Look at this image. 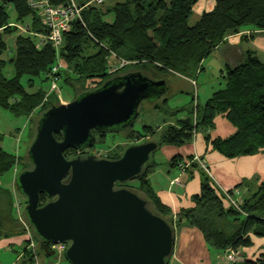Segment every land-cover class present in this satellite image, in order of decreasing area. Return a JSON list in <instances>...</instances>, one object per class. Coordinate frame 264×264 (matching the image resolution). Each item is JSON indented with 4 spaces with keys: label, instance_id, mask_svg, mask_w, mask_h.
<instances>
[{
    "label": "trees",
    "instance_id": "obj_1",
    "mask_svg": "<svg viewBox=\"0 0 264 264\" xmlns=\"http://www.w3.org/2000/svg\"><path fill=\"white\" fill-rule=\"evenodd\" d=\"M77 1L80 6L86 3V0ZM198 1L126 0L106 10H103V5L85 7L83 22H73L71 29L64 34L60 53L64 68L59 77L60 81L73 88L75 94L72 101L81 94L101 87L107 80L132 71H142L156 79L173 73L194 80L203 70V61L228 36L241 32L245 27L264 30V0H215V9L204 13L196 24L190 25L193 7ZM68 2L52 0L53 5ZM10 6L16 14L15 22L11 20ZM110 13L114 14L113 22L105 21V16ZM24 24L29 25V33H22L18 29L17 25ZM44 33L47 30L38 14L29 7L28 0H0V110H6L16 117L33 119L39 113L41 115L61 105L57 93L49 94V89L43 87L29 92L22 84L25 76L29 78V87H33L35 79H40L42 83L49 81L46 76L57 63L56 50L51 44L39 46L37 35ZM13 34L16 38L11 48L6 35ZM112 53L128 62L114 73H110V66L118 60L112 58ZM9 64L15 71L12 78L4 74ZM223 78L224 88L215 92L204 105L193 100L188 106L171 111L167 100L164 99L166 105H159L160 109L171 112L172 116L187 112L188 123L183 120L178 125L167 123L158 130L145 124L142 131L135 130L133 125L119 133L126 134L127 140L131 141L144 139L142 143L154 141L159 147H178L193 140L199 129H203L208 132L206 140L210 146L226 158L261 153L264 151V62L255 52H248L246 61L236 67L228 66ZM218 117H224L235 128V133L213 138L209 132L215 129ZM95 134L96 143L106 142L109 135L96 131ZM56 137L62 139L61 134ZM95 144L91 148H95ZM130 144L138 143L128 142L119 149L123 153ZM83 151L68 149L65 155L72 158ZM122 153L108 159H119ZM194 156H189L191 161ZM25 158L28 163H25ZM180 164H184L181 155L170 162L171 166L179 167ZM19 165L22 166L21 171L31 168L28 156H17L0 147V179ZM156 165L151 158L141 175L132 181L137 182V186L129 185L132 182L118 183L117 186L135 190L147 201L150 210L173 226L176 220L181 226L195 227L203 239L221 253L229 248L241 250L251 247L253 237H264V180L255 190L242 195V214L228 204L214 181L203 171L200 193L193 197L195 205L180 210L175 218L172 210L160 200L149 179ZM195 166L197 164L192 165ZM249 185L250 181H244L236 189ZM16 187L19 192L17 184ZM49 200L42 193L40 206ZM14 205L10 190L2 188L0 184V227L7 228V237L26 233L14 215ZM23 214L30 225L25 209ZM32 231L43 246V241L33 228ZM25 254L29 261L34 262L31 251L26 249ZM239 264H264V255Z\"/></svg>",
    "mask_w": 264,
    "mask_h": 264
},
{
    "label": "water",
    "instance_id": "obj_2",
    "mask_svg": "<svg viewBox=\"0 0 264 264\" xmlns=\"http://www.w3.org/2000/svg\"><path fill=\"white\" fill-rule=\"evenodd\" d=\"M168 88L163 78L132 71L42 113L27 153L31 168L22 170L15 182L49 257L56 255L50 245L66 244L70 264H169L175 227L150 210L135 190L117 186L141 175L158 143L130 144L115 160L65 155L68 149H90L95 131L131 128L140 105L162 98ZM42 193L50 200L40 206Z\"/></svg>",
    "mask_w": 264,
    "mask_h": 264
},
{
    "label": "crops",
    "instance_id": "obj_3",
    "mask_svg": "<svg viewBox=\"0 0 264 264\" xmlns=\"http://www.w3.org/2000/svg\"><path fill=\"white\" fill-rule=\"evenodd\" d=\"M215 6V0H199L194 5L193 14L190 18L193 21V24H196L204 13L213 11ZM248 52H255L259 59L264 62V30H257L253 27L243 28L241 32L228 36L225 41L212 53V55L203 61V70L198 74L199 78L201 75H204L203 73H209L210 76L206 77L207 80L216 81L218 76V78H220V82L218 84L220 88L209 93L204 92L202 95L200 90L204 89L205 86H202L203 84L199 85L198 80L195 81V79L192 80L173 73H168L167 75L171 76L175 82L184 81L186 83H191L197 91L196 99L197 103L200 104L201 96H203V98H205V102H207L215 92L224 88L225 82L223 76L226 68L228 66L236 67L243 64L247 59ZM163 79L167 81V85L169 87L168 90H170L172 85L169 84V81L166 78ZM165 100H167V105L170 110L180 109L183 107L182 105L177 106L171 104L168 98ZM69 102L71 101L63 100L61 98V103L67 104ZM162 105H166L164 100ZM154 108L157 110L160 109L159 105ZM187 117V112H184L179 115L178 121L175 119H169V124L178 125L179 121L184 120ZM218 118L216 121L219 123L221 120H218ZM220 123L223 124V122ZM235 131L236 130L234 128L232 133L228 136L234 134ZM228 136L219 135L217 137ZM191 141V151H189L188 156L195 154L199 155L208 164L216 181L223 188L233 190L244 181H250V185L248 187L239 189L242 192L241 195L244 196L245 193L255 190L259 182L264 180V151L257 155L241 156L229 159L214 150L206 140V136L203 133L198 132L196 137ZM168 147L170 150L177 148L172 146ZM183 152H185V149ZM178 155H180L179 150L176 155L170 158V160ZM170 160L169 164L163 162L161 163L164 165L161 171H158L157 169V171H155L156 165L152 171L153 173L150 174L149 179L160 200L172 210L176 218V215L180 210L188 209L195 205L193 197L200 193L202 180L200 173L196 171H193L190 175L188 174V171L182 173L178 166L170 165ZM155 161L156 160H154V163L157 164ZM180 175L183 177L184 185L172 184V181ZM0 184L3 185L1 182ZM9 190L12 194L13 202L15 203L18 197L21 196L17 191L16 182L12 184ZM6 234L7 233L5 232L0 233V264H70L65 258L64 253L58 254V259L54 262L42 257L38 249L36 250L38 259L37 262L36 260L31 262L28 258H26L25 254V250L28 248L29 236L25 234L11 235L7 237ZM252 240L253 246L239 250L243 261L246 259L255 260L261 255H264V253H259L263 251L262 247H264V240L257 237H253ZM222 254L224 255V253L218 251L215 261L208 258L202 261V264H215L216 262H219L217 260L222 256ZM182 262L185 264L187 263L186 259Z\"/></svg>",
    "mask_w": 264,
    "mask_h": 264
},
{
    "label": "rangeland",
    "instance_id": "obj_4",
    "mask_svg": "<svg viewBox=\"0 0 264 264\" xmlns=\"http://www.w3.org/2000/svg\"><path fill=\"white\" fill-rule=\"evenodd\" d=\"M123 1L126 0H106L105 4L103 5V10L111 9L116 3ZM8 10L11 15V20L15 22L16 14L14 8L10 6ZM105 21L113 22L114 14L110 13L106 15ZM189 23L190 25H194L191 19ZM15 38H16L15 34L6 35V41L9 47L11 48L13 47ZM4 74L8 78L14 77L15 75L14 67L11 64H9L5 68ZM203 74L204 75H201L200 78L199 76L195 78V81L198 80L199 85L203 84L202 86H205L204 89L200 90L201 95L204 94V92L209 93L212 91H216L217 89L220 88L218 85L220 82V78H218V76L216 81H212L209 79L207 80L206 78L210 76L209 73H203ZM164 78H166L169 81V84H171L172 87L170 88V90L166 92L163 98H154L153 100L150 101H144L140 105L139 116L137 117L136 122L134 124L135 130L142 131V127L145 124L152 126L156 130H158L165 127L167 123L169 124V119L170 120L175 119L177 121L179 120V115L182 113H178L176 116L175 115L172 116L171 112L164 111L163 108L159 110L154 108L157 105H162L164 99L168 98L171 104L177 106L182 105L183 107L191 104L193 100L197 102L196 99L197 91L192 86L191 83H186L184 81L175 82L169 75H165ZM22 84L29 92H34L41 87L47 90L51 88L50 81H46L42 83L40 82V79H35L33 87H29V78L26 76L22 79ZM59 89H60L59 95L63 100H69V101L73 100L75 92L71 86L65 84L61 80L59 82ZM204 99L205 98L201 96L200 105H204L206 103ZM41 115L39 113L33 119H30L28 117H16L6 110L3 109L0 110V147L4 148L6 151L13 153L17 156L27 157L29 146L36 133L37 124ZM218 120L221 121H219V123L218 121H216V128L209 132L210 135L213 138L219 135L221 136L230 135L232 133V130H234V127L224 117H219ZM220 122H223V124H221ZM199 133H203L205 134V136L208 134V132L206 133L205 131H203V129H199ZM105 140L106 142L104 143L97 142L95 144V148H93V152L95 153V155L106 158H114L116 154L120 155V153H122L121 152L122 149H119V146L124 147L128 144V142L129 143L137 142L139 144L144 141V139H142L140 142L137 140H133V141H131L130 139L127 140L126 134L122 135L120 133L109 134L107 135ZM191 142L192 141L188 140L183 146H178L177 148H173L172 150H170L168 146L159 147L158 150L155 151L152 157L153 160H156L155 162H157L155 171L157 170L161 171L163 169L164 165L161 164L162 162L169 164L170 158L176 155L178 150H179V154L182 157V161L184 163L192 164L188 156L189 151H191ZM184 149L185 152H183ZM26 162L28 163L27 158H25V163ZM21 169L22 166L19 165L12 172L7 173L3 177H1L0 182L3 184L2 188L9 190L12 184H14L17 175L21 172ZM193 171L200 173L202 180L203 170L201 169L200 165H197L195 167L191 166L188 169L189 172L188 174L190 175L191 173H193ZM129 185L137 186L138 184L137 182H132ZM16 202L19 203L18 208L16 207ZM16 202L14 203L15 204L14 215H16V218L19 219L20 223H22L23 225V222L21 220H24L26 222V218L23 214L24 209L26 207V205H24L25 198L23 196H19ZM23 227L25 228L24 225ZM174 227L176 231V245H175V253L173 255L170 264H185L182 262L185 261V259L187 261L186 264H202V261L208 258H210L212 261L216 260L218 251L215 248H213L211 244L207 243L203 239V236L195 227H191L190 225L181 226L176 220H174ZM6 229L7 228L0 227V233L6 232ZM30 230H31V234L33 235V240L41 256L47 258L50 261L56 262V260L58 259V254L52 257H49L47 254H45L43 250V246L41 245L39 239L33 234L31 226H30ZM25 234L27 235V233ZM259 239L264 240V237H260ZM262 250L263 251L259 253H264V247H262ZM238 251L239 250H237V252ZM223 257L224 255L222 254V256L217 261L223 262L224 261V259H222Z\"/></svg>",
    "mask_w": 264,
    "mask_h": 264
},
{
    "label": "built area",
    "instance_id": "obj_5",
    "mask_svg": "<svg viewBox=\"0 0 264 264\" xmlns=\"http://www.w3.org/2000/svg\"><path fill=\"white\" fill-rule=\"evenodd\" d=\"M106 0H86V3L83 6H80L77 0H69L67 4L63 5H53L52 0H28L29 7L35 11L38 16L41 18L42 24L45 26L47 33L39 34V46H44L47 44H51L56 50L57 54V63L53 66L50 73L46 76L51 82V88L49 89V94L55 92L59 95V81H60V71L64 68L61 60L60 53L64 44V34L71 29L72 23L75 21H81L82 13L85 7L91 4H95L97 6L104 5ZM18 29L22 33H29L30 27L27 24L17 25ZM112 58L118 60L116 63H112L110 66V73H114L120 68L124 67L128 64V62L124 60H120L116 54L112 53ZM48 97V96H47ZM60 100L61 96L59 95ZM196 114L194 116V121L196 122ZM190 163L180 164L181 172L187 171L193 164L200 165L201 169L214 181L215 185L218 187L220 192L223 194L228 204L244 214L242 210L243 198L241 195V191L238 189L227 190L223 188L214 178L213 173L208 167L207 163L197 154H195L194 158ZM172 184L184 185L183 177L180 175L172 181ZM21 205V202H20ZM16 207H19V203L16 202ZM23 225L25 226V230L27 235L29 236L28 240V250H31L34 255V259L37 262V246L33 240V235L31 234L30 226L24 220H21ZM50 248L56 252V254H63L67 249L66 244L59 245H50ZM224 261L216 262L215 264H239L243 261L240 252L233 248H229L224 252Z\"/></svg>",
    "mask_w": 264,
    "mask_h": 264
},
{
    "label": "flooded vegetation",
    "instance_id": "obj_6",
    "mask_svg": "<svg viewBox=\"0 0 264 264\" xmlns=\"http://www.w3.org/2000/svg\"><path fill=\"white\" fill-rule=\"evenodd\" d=\"M116 77V76H115ZM97 133H100V134H104V133H102V132H98V131H96ZM109 134H112V133H109ZM96 135V134H95ZM96 137H97V135H96ZM87 152V153H86ZM87 154H95L94 152H93V148H90V149H87V150H85V151H83V152H79L78 153V155H87Z\"/></svg>",
    "mask_w": 264,
    "mask_h": 264
}]
</instances>
